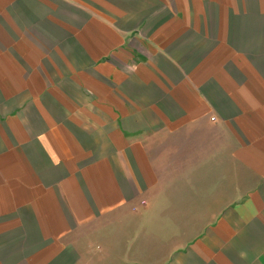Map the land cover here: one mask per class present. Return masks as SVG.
Wrapping results in <instances>:
<instances>
[{
    "label": "crops",
    "instance_id": "obj_1",
    "mask_svg": "<svg viewBox=\"0 0 264 264\" xmlns=\"http://www.w3.org/2000/svg\"><path fill=\"white\" fill-rule=\"evenodd\" d=\"M0 264H264V0H0Z\"/></svg>",
    "mask_w": 264,
    "mask_h": 264
}]
</instances>
